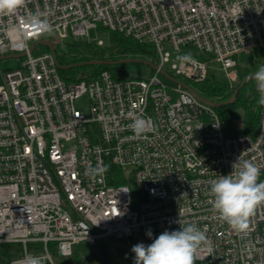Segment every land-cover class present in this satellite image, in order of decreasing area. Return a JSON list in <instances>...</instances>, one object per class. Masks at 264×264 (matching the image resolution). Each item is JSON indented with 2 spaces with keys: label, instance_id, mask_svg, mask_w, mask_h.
<instances>
[{
  "label": "built area",
  "instance_id": "built-area-1",
  "mask_svg": "<svg viewBox=\"0 0 264 264\" xmlns=\"http://www.w3.org/2000/svg\"><path fill=\"white\" fill-rule=\"evenodd\" d=\"M34 15L51 31H33L26 21ZM100 28L152 45L161 69L171 62L169 44L173 76L183 81L201 82L217 65L232 86L237 56L264 48V0H24L13 14L0 15V55L25 58L0 74V243L25 249L11 264L26 256L55 264L51 243L66 258L81 243L146 244L180 223L208 238L194 264H264V204L242 234L209 202V181L231 174L240 156L256 163L264 181V106L255 137L228 136L215 106L182 86L171 88L159 71L117 79L105 70L67 82L54 55L36 45L47 35L93 43L90 33ZM185 53L193 63L176 60ZM84 96L90 116L75 105ZM137 118L151 125L139 137L129 128ZM127 166L148 197L137 209L122 174ZM113 168L124 183H112L119 179ZM29 242L46 252L30 255Z\"/></svg>",
  "mask_w": 264,
  "mask_h": 264
},
{
  "label": "clouds",
  "instance_id": "clouds-1",
  "mask_svg": "<svg viewBox=\"0 0 264 264\" xmlns=\"http://www.w3.org/2000/svg\"><path fill=\"white\" fill-rule=\"evenodd\" d=\"M24 0H0V15L13 14L22 7ZM37 33L50 32L47 20L34 15L26 21ZM176 60L181 64L193 63L190 53L178 55ZM259 93L258 104L264 106V63L250 74ZM149 121L137 118L129 125L136 137L141 136L150 127ZM103 171V169H94ZM260 169L252 160L241 156L233 164V172L229 175H219L218 179L209 181V201L214 212L234 231L247 234L250 227V217L257 206L264 204V181H259ZM180 223V222H179ZM177 231H164L149 245L139 243L132 247L135 254L134 264H194L196 253L202 245L209 243L206 233L195 225L184 226ZM149 237L152 233H147ZM22 264H42L41 257L26 256Z\"/></svg>",
  "mask_w": 264,
  "mask_h": 264
},
{
  "label": "rangeland",
  "instance_id": "rangeland-1",
  "mask_svg": "<svg viewBox=\"0 0 264 264\" xmlns=\"http://www.w3.org/2000/svg\"><path fill=\"white\" fill-rule=\"evenodd\" d=\"M91 41L96 43L99 40L104 42L103 46H101V51H105L107 56H112L115 58L114 61L120 60H130V59H140L152 64L158 63V60L151 53H147L144 55H136L135 57L132 53H121L119 49L115 47V42L111 37V32L100 28L99 30H92L90 33ZM47 39H49L55 49H57V54L62 55L63 53L67 55V57H72L74 52L70 49V45L74 43V40L71 38L62 39L59 42L55 40L53 36L47 35ZM166 50L170 52L171 62L164 66L167 72L173 71L170 67L171 63L175 61L176 52L172 49L169 44H166ZM41 49V52L46 51L42 45L38 47ZM125 56V57H124ZM123 57V58H122ZM238 60V70L242 76L248 73H254L257 70V67L264 63V48L257 47L250 54L241 53L237 56ZM25 58H7L0 60V74L8 69H15L22 66ZM156 62V63H155ZM117 68H122L129 75L134 77H149L152 74V70H154L151 66L146 65L144 63H122L116 64ZM88 67V66H86ZM84 67L80 70L81 73H90V69ZM216 71L217 77L219 80L228 81L224 74L220 72L217 65H212L211 67ZM190 82V81H189ZM239 77L237 81L233 84H240ZM193 87V82H190ZM241 85V84H240ZM75 105L78 109L83 111L86 116H90V100L88 96H84L75 101ZM242 114V113H241ZM255 137V134H252ZM123 178L125 183L130 187L131 190V198L133 202V209H137L138 206L146 202L148 200L147 194L145 191L139 189L135 180V169L131 166H127L123 169ZM152 242H147L145 245H149ZM138 243L134 240V238H127L120 241H112L106 244V251L104 253H98V250L95 247H90L85 243H81L75 246L76 252L83 257L89 256L90 254H96L94 261L96 263H104V264H134L135 254L132 252V247L137 245ZM90 247V248H89ZM28 253L34 255H42L46 252L45 245L37 242H29L27 244ZM49 251L53 256L55 264H67L69 258L63 257L56 244L51 243L49 245ZM25 255L24 245L22 244H11V243H0V264H11L14 259L20 258ZM70 262V261H69ZM74 262V259L71 261ZM70 262V263H71Z\"/></svg>",
  "mask_w": 264,
  "mask_h": 264
},
{
  "label": "trees",
  "instance_id": "trees-1",
  "mask_svg": "<svg viewBox=\"0 0 264 264\" xmlns=\"http://www.w3.org/2000/svg\"><path fill=\"white\" fill-rule=\"evenodd\" d=\"M111 37L115 42V47L119 49L121 53H132L134 57L136 55H144L147 53H151L152 55H154V57L158 59L154 47L150 44H140L134 39L126 37L119 33L111 32ZM42 47H44L46 51L49 50L46 46ZM70 49L74 52V55H72V57L70 58L67 57V55L64 53L62 55L57 54L58 61L63 66L94 60H115L114 57L107 56L104 50L101 51V47L98 46L96 43L74 41V43L70 45ZM55 50L57 53V49ZM195 57L202 61L209 60V57L204 55H195ZM156 61L158 62V60ZM84 67L90 69V73H81L80 70ZM105 70L112 72L114 77L117 79L124 78L127 75V72H125V70H123L122 68H117L116 64L83 65L74 68L59 69V73L61 77L67 82H74L77 80L90 81L100 72ZM154 72L155 70H152V74ZM168 73L174 75L171 72ZM250 74L252 73H248L242 76L238 70V77L240 82L249 77ZM162 79L171 88H174L176 86V84L168 81L164 77H162ZM185 81L189 85H191L189 81ZM240 84L231 86L228 81L219 80L216 71L210 67L206 79L197 83L193 82V88L205 99L215 103H223L233 96L235 90L240 86ZM258 100L259 93L256 89V83L254 80H251L240 89L235 102L223 105L221 107H215L222 121L225 133L228 136H234L239 134H254L257 131L261 111V106L258 104ZM113 170L115 171V174L119 176V179H117L116 182L113 181L112 183H124V181L120 177V170H118L117 168H113ZM95 248L98 250V246H96ZM98 253H101V251H98ZM95 256L97 255L93 253L86 257L80 256L75 249L73 255L69 257V261L71 262L74 259V262L70 263L68 261L67 264H104L103 262L96 263L94 261Z\"/></svg>",
  "mask_w": 264,
  "mask_h": 264
},
{
  "label": "water",
  "instance_id": "water-1",
  "mask_svg": "<svg viewBox=\"0 0 264 264\" xmlns=\"http://www.w3.org/2000/svg\"><path fill=\"white\" fill-rule=\"evenodd\" d=\"M43 45V46H46L49 51L54 55V57L56 58V61H57V67L59 69H65V68H74V67H78V66H83V65H102V64H122V63H144L146 65H149L151 66L155 71H159V73L165 78L167 79L168 81L176 84V85H179V86H182L183 88L193 92L199 99H201L202 101L204 102H207L215 107H221L223 105H226V104H231L233 102L236 101L237 99V96H238V93L240 91V89L246 84L248 83L249 81H251V79H249L248 77L246 79H244L241 83V85L235 90L233 96L223 102V103H215V102H212V101H209L207 99H205L204 97H202L192 86L188 85L185 81L171 75L170 73H168L166 70L164 69H161L158 65L156 64H152V63H149V62H146V61H143V60H140V59H130V60H120V61H104V60H94V61H89V62H80V63H75V64H72V65H61L58 61V58H57V53H56V50H55V47L53 45V43L49 40H41L39 42L36 43V45ZM24 56V54H17V55H0V60L2 59H7V58H22ZM98 251H101V253H104L106 251V245L105 244H102L98 247Z\"/></svg>",
  "mask_w": 264,
  "mask_h": 264
},
{
  "label": "crops",
  "instance_id": "crops-1",
  "mask_svg": "<svg viewBox=\"0 0 264 264\" xmlns=\"http://www.w3.org/2000/svg\"><path fill=\"white\" fill-rule=\"evenodd\" d=\"M252 135V134H251Z\"/></svg>",
  "mask_w": 264,
  "mask_h": 264
}]
</instances>
